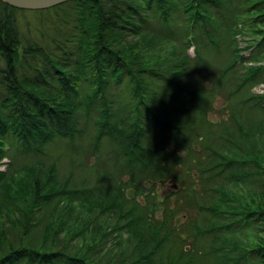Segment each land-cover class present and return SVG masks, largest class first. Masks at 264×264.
I'll return each mask as SVG.
<instances>
[{
    "label": "trees",
    "instance_id": "trees-1",
    "mask_svg": "<svg viewBox=\"0 0 264 264\" xmlns=\"http://www.w3.org/2000/svg\"><path fill=\"white\" fill-rule=\"evenodd\" d=\"M46 10L58 13L59 36L22 45L16 12L24 10L0 0V264H264V157L238 158L226 145L232 154L222 149L203 168L178 169L180 148L168 136L182 134L186 125L164 116L176 106L162 101L164 108L154 98L161 92L150 88L149 78L164 73L144 52L168 40L169 23L179 15L198 57L195 28L217 48L225 40L218 50L226 51L223 70L237 90L264 71V0H70L34 11ZM153 19L166 29L147 28ZM238 36L248 42L243 49ZM243 50L252 55L246 58ZM183 61L173 62L181 74ZM82 118H91L92 156L104 143L110 146L101 152L110 161L97 193L69 187L54 163L17 165L15 155L74 141L84 132ZM206 173L214 186L196 205V217L187 215ZM167 178L180 184L174 205L154 188ZM248 180L258 188L241 195L226 184ZM177 214L192 223L189 244L179 234Z\"/></svg>",
    "mask_w": 264,
    "mask_h": 264
},
{
    "label": "rangeland",
    "instance_id": "rangeland-1",
    "mask_svg": "<svg viewBox=\"0 0 264 264\" xmlns=\"http://www.w3.org/2000/svg\"><path fill=\"white\" fill-rule=\"evenodd\" d=\"M230 7L236 8V5ZM57 15L58 13L52 10L17 11L16 21L22 36V45L25 44V41L45 44L58 37L61 29L56 23ZM161 24V21L158 22L153 19L151 26H147V28L160 26L166 29L167 26ZM185 25L187 26L188 22L184 21L179 15H175L169 23V28L172 31L166 30L168 40H156L155 43H152L151 48L144 51L146 52L145 55L150 58V63L154 65V68L164 73L163 76H151L149 78L152 81L150 88L156 92H161L160 95H157L158 98H154L158 99L160 101L158 104L164 108H166L165 103L177 107L171 110L173 115L166 116V110L164 116L172 122L178 121L186 125L182 134H169L168 136L169 142L175 143L180 148L178 156L183 162H181L182 167L179 165L177 168L182 170L186 168L190 172L203 168L206 161H209L208 158L215 157V153L224 149L226 145L235 150L239 155L236 156L238 158L251 159L258 154L264 157V99L254 97L255 94L259 95L260 92H264V71L253 82L246 83L241 88L234 90L233 83L227 84L230 79L228 71L223 70L228 56L225 53L226 51L218 50L220 45L222 50L227 46L225 40L221 38V43L219 42L220 45L217 48L207 39L202 28H195L196 35L194 38L199 39L202 45L201 57H198L195 52L196 46L187 43L186 38L183 36ZM214 34L216 40L219 41L218 33ZM247 43L245 38L237 37L239 48L243 49ZM185 53L188 59L183 61L181 55ZM242 53L246 58L252 55V52L247 50H243ZM176 60L183 61L182 64L184 70H186L184 74H181V71L173 66V62ZM249 63V61L242 62V64ZM145 76H150V73H145ZM164 76H169L186 86V88L182 87L183 85H167V82L163 79ZM124 80H126L125 76L123 77ZM114 91L118 92L119 89L115 88ZM260 95L264 96V93ZM162 101L165 103H162ZM239 125L242 126V129L239 128ZM83 126V134L78 135L74 141L50 143L45 148L44 153L26 156L15 155L17 165L32 164L34 160L43 164L54 163L57 166L59 178L62 182L67 183L69 187H84L82 189L88 188L90 193H97V185L104 180L102 179L105 172L104 167L110 161L102 153L110 146L104 143L102 149L97 153V157L92 156L91 136L93 127L91 118H82L81 128ZM243 132L248 134V137L243 136ZM229 133L230 140L227 142L225 137H229ZM239 136H241L240 139ZM159 138L165 142L164 136H159ZM235 144H238L240 148ZM224 152L232 154L230 149H224ZM4 161L7 162L8 159ZM6 165H1V168H6ZM246 166L248 169L251 167V163ZM110 171L113 177L116 173L115 168L112 166ZM204 175L198 183V188H201L200 194H194L192 198L190 197L192 199L191 209H188L185 200L182 202L183 207L186 210L188 209L187 215L196 217L197 213L201 211L199 206L196 205L201 200L208 199L207 190L214 186V181L207 179L208 174ZM250 179L252 180V177ZM249 180L241 184L227 181L226 184L231 191L241 195L258 188L256 183L249 182ZM184 183H186V179H184ZM179 185L177 179L167 178L161 183L155 182L154 188H156L158 198L172 197L167 203L174 205L176 204V197L172 194L178 189ZM182 212L180 210L179 213L182 214ZM158 213L161 214L162 210L160 209ZM174 221L182 226L179 234L185 237L184 245L189 244L192 240L190 235L192 223L186 224L188 220L179 215L177 220L174 219ZM245 232L246 230H243L240 235H245ZM199 243L201 246H206L208 242L206 239H199Z\"/></svg>",
    "mask_w": 264,
    "mask_h": 264
},
{
    "label": "water",
    "instance_id": "water-1",
    "mask_svg": "<svg viewBox=\"0 0 264 264\" xmlns=\"http://www.w3.org/2000/svg\"><path fill=\"white\" fill-rule=\"evenodd\" d=\"M7 5L22 10H45L70 0H1Z\"/></svg>",
    "mask_w": 264,
    "mask_h": 264
}]
</instances>
